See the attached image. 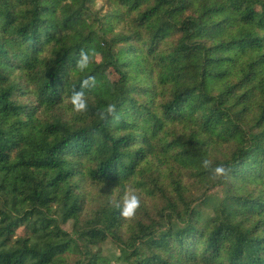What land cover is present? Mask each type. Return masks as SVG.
<instances>
[{
    "label": "trees",
    "instance_id": "obj_1",
    "mask_svg": "<svg viewBox=\"0 0 264 264\" xmlns=\"http://www.w3.org/2000/svg\"><path fill=\"white\" fill-rule=\"evenodd\" d=\"M82 49L98 55L79 72ZM108 104L118 119L98 117ZM67 253L264 264V0H0V264Z\"/></svg>",
    "mask_w": 264,
    "mask_h": 264
},
{
    "label": "clouds",
    "instance_id": "obj_2",
    "mask_svg": "<svg viewBox=\"0 0 264 264\" xmlns=\"http://www.w3.org/2000/svg\"><path fill=\"white\" fill-rule=\"evenodd\" d=\"M98 54L93 50H81L76 60V70L84 72L89 69L94 57ZM96 88V79L89 75L83 79L79 90L74 89L69 100L72 105V110L75 113H84L88 109V100L86 98L85 90H94ZM101 120H106L108 117L118 119L117 106L115 104H108L97 112ZM203 167L209 171L212 179L222 178L228 175L229 170L223 165L212 167V162L208 159L203 160ZM119 209V215L124 220H132L135 218L138 210L141 208V197L137 190L132 187H126L119 202L114 205Z\"/></svg>",
    "mask_w": 264,
    "mask_h": 264
},
{
    "label": "rangeland",
    "instance_id": "obj_3",
    "mask_svg": "<svg viewBox=\"0 0 264 264\" xmlns=\"http://www.w3.org/2000/svg\"><path fill=\"white\" fill-rule=\"evenodd\" d=\"M101 4H102V2L99 1L98 2V7H100ZM212 192L215 193V194L222 195L223 190L221 188H219V189L214 190ZM140 197H141V200H142L143 197L141 195H140ZM97 203H98V199L97 198H93L92 207L95 208ZM62 228L64 230L68 231V232L73 233L72 222H70L69 224H66V225H62ZM102 249H103V253L105 255H107V256H110V257H116L117 255L120 254V252L118 251V246L116 245V243L113 241L112 238H109L106 242H104V244L102 245ZM79 259H80V256L78 254H76V253H67V254L64 255V264H76Z\"/></svg>",
    "mask_w": 264,
    "mask_h": 264
}]
</instances>
